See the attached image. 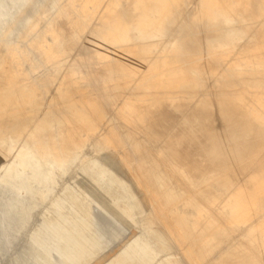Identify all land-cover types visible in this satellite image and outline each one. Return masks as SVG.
<instances>
[{
  "label": "bare ground",
  "instance_id": "6f19581e",
  "mask_svg": "<svg viewBox=\"0 0 264 264\" xmlns=\"http://www.w3.org/2000/svg\"><path fill=\"white\" fill-rule=\"evenodd\" d=\"M187 2L46 0L34 14L37 16L35 24L27 17L26 26H18L14 16L6 34L15 32L19 37L29 38L38 28L30 45L46 63L56 64L59 71L66 67L63 96L72 98L81 85L91 86L94 93L100 95L101 106L102 103L108 105L112 115L122 119L136 133L145 135L133 143L129 134L111 122L102 140L127 151L121 156V162L142 194L150 223L160 227L165 241L178 248L190 264L203 260L223 244L229 235L224 228L226 222L247 224L244 234L247 245L227 252L231 259L237 257L235 264H264V0H197L194 17L178 23L177 18L182 16ZM124 14L133 19L125 22ZM98 15L102 16L100 21L93 22ZM5 16L4 13L0 18ZM235 16L245 24L239 29L224 30ZM21 17L23 13L18 18ZM92 26L101 27L105 32L97 41L85 42L84 32ZM175 27L184 35L167 41L160 39L168 32H175ZM191 28L211 29L215 33L198 43V38L190 35ZM246 34L249 38L238 49L239 55L229 58L232 43ZM54 44L60 50H53ZM0 47L8 48L6 53L0 54L1 61L9 66L7 83L11 85L19 78L28 97L37 104L40 93L21 82L24 66L14 64L15 55L20 61L33 63L29 53L15 42L6 41L0 43ZM246 74L249 77L243 78ZM10 95L7 98L4 95L5 99L2 94L4 99L0 100L6 101V106L0 107V116L9 110L7 121H0V140L7 137L4 133L9 132L14 140L25 132V143L30 147L34 134L41 128L26 120L16 134L17 124L11 122L16 120L23 106ZM163 105L186 109L178 126L188 125V134L177 132V126L162 139L148 138V121L153 117L154 108ZM24 106L31 109L30 102H25ZM66 110L58 117L59 124L67 128L61 134L62 141L69 139L80 146L82 126L90 132L101 127L93 100L87 101L84 108L75 105ZM45 124L51 128L49 121ZM196 127L202 130L207 142L202 146V156L219 158L218 171L212 176L192 167L177 147L180 138H198L192 129ZM151 144H155L159 152L153 161L146 160L143 153ZM37 146L40 152L41 147ZM5 148L0 143V149ZM54 157L61 161L59 155ZM158 158L165 162V173L159 170ZM24 160L34 164L31 157L23 156L22 164ZM46 161L47 156H44L41 163ZM250 170L252 174L241 181V176ZM169 174H175L178 179L173 181ZM215 175L220 177L218 186L231 194L220 211L209 213L189 193L194 190L211 202V190L199 188ZM21 176L22 171L13 166L0 183L7 186L5 184L12 182L15 190V182ZM178 181L186 187L189 196L186 202L180 200L183 192L178 188ZM180 207H189L192 212ZM211 264L227 263L219 260Z\"/></svg>",
  "mask_w": 264,
  "mask_h": 264
},
{
  "label": "rangeland",
  "instance_id": "374dc122",
  "mask_svg": "<svg viewBox=\"0 0 264 264\" xmlns=\"http://www.w3.org/2000/svg\"><path fill=\"white\" fill-rule=\"evenodd\" d=\"M45 1L0 0V17L4 13L7 15L4 19L0 18V43L15 42L27 50L33 63L20 61L15 55L14 64L24 66L21 82L40 93V99L34 105L35 100L28 97V92L22 88L19 78L13 84H8L6 78L10 73L9 66L0 59V100L7 98L11 93L10 97L23 106L16 120L11 122L17 124L16 134L26 120H29L32 126L38 125L41 128L34 134L30 147L25 143V132L19 133L18 138L14 140L9 132L4 133L7 137L0 140V143L6 146L5 149H0V179L13 166H17L23 175L17 178L15 190L12 182L5 184L7 186L0 183V264H190L178 248L165 241L160 227L150 223V215L143 203L142 194L131 182L126 167L121 162V156L127 151L105 144L102 140V135L111 122L118 126L120 131L129 134L133 143L140 141L145 135L136 133L122 119L112 115L108 105L102 103L101 106L98 102L100 95H96L91 86L81 85L72 98L63 96L66 89L63 81L66 67L59 71L56 64L46 63L41 54L30 45L38 28L29 38L19 37L15 32L6 34L14 16L17 17L18 26H26L27 17L31 18V24H35L37 16L34 14ZM196 10L197 0H188L177 22L180 23L182 19L190 21ZM21 13L23 17L18 18ZM101 17L96 16L93 22L98 23ZM110 18L112 19V15ZM132 19L133 17L127 14L123 15L125 22ZM244 24L235 16L223 29H239ZM174 31L168 32V35L160 39L167 41L184 35L178 27H175ZM104 32L105 29L92 26L84 32L85 42L97 41ZM214 33L206 28L190 30V35L192 38H198V43L211 38ZM248 38L246 34L236 43H232L229 58L233 59L239 55L238 49ZM7 49L0 47V54L6 53ZM52 49L60 50L56 44ZM242 77L249 76L246 74ZM2 94L3 97L5 95L4 98ZM92 100L98 108L97 116L101 127L90 132L82 126L80 132L83 142L80 146L74 145L69 139L62 141L61 134L67 128L59 124V114L67 111L69 106L78 105L84 108L85 103ZM25 102H30L31 109L28 110L24 106ZM3 105L6 106V101H0V107ZM185 110H177L167 105L156 106L152 119L148 121V138L162 139L169 135L182 120ZM5 111L3 116H0V121H7L9 110ZM45 121L51 123V128ZM6 123L9 124V121ZM192 129L196 131L198 138H180L177 147L192 167L205 170L207 175L212 176L218 171L216 162L219 158L202 156V146L207 142L202 130L198 127ZM177 130L185 134L190 131L188 125L178 126ZM155 144L143 151L146 160L153 161L159 154ZM37 145L41 147L40 152ZM55 154L60 156V162L54 157ZM23 156L31 157L34 164L27 160L22 164ZM44 156H47V161L41 163ZM158 160L159 170L165 173L167 167L164 160ZM252 171L242 175L240 180L249 177ZM43 172H47V175ZM169 177L173 181L178 179L175 174H169ZM218 178L219 175L213 176V179L199 188L211 190V202L205 201L194 190L189 193L198 203L205 206L209 213L220 211L231 194L218 186ZM178 183V188L183 192L180 200L186 202L189 197L186 187L183 182ZM180 209L192 212L189 207ZM246 226L247 224L224 223V228L229 232L227 239L209 256L193 264H211L219 260L235 264L237 257L231 259L227 252L233 247L247 245V239L244 237Z\"/></svg>",
  "mask_w": 264,
  "mask_h": 264
}]
</instances>
